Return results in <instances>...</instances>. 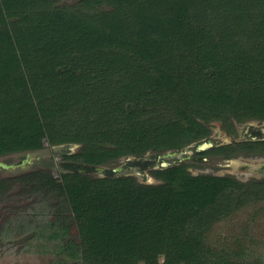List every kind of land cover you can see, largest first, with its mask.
I'll return each mask as SVG.
<instances>
[{"label": "trees", "instance_id": "trees-1", "mask_svg": "<svg viewBox=\"0 0 264 264\" xmlns=\"http://www.w3.org/2000/svg\"><path fill=\"white\" fill-rule=\"evenodd\" d=\"M232 119L264 121V0H0V158L68 156L56 175L0 177V200L11 179L35 196L6 234L28 231L45 264H264V176L173 163L149 171L148 198L132 175L80 172L145 165ZM243 151L264 155V139L209 150Z\"/></svg>", "mask_w": 264, "mask_h": 264}, {"label": "rangeland", "instance_id": "rangeland-1", "mask_svg": "<svg viewBox=\"0 0 264 264\" xmlns=\"http://www.w3.org/2000/svg\"><path fill=\"white\" fill-rule=\"evenodd\" d=\"M60 4H66V3H73L75 0H56ZM230 123L229 126L224 125L220 120H215L211 122V131L214 133L216 130L219 132V135L223 139H229V134L232 133L231 130L235 133V137L242 133L244 129L248 127L250 128L249 123H255L256 127H262L259 122L256 120H249V121H243L239 122L236 121V119H232L228 121ZM235 124V125H234ZM249 125V126H248ZM225 128V129H224ZM229 130L227 133L224 131ZM264 132V126L262 127ZM222 133V134H221ZM77 147V146H76ZM76 148H73L75 150ZM35 155V160L27 166L28 169L33 168L35 166H41L43 164L49 165V167H52V173L54 175L58 174L55 166V161L61 160L66 161L68 160V156L64 157L61 152L59 154H53L51 150L49 149L48 145H44L43 148L32 151ZM246 154V153H245ZM23 157L22 155H15L10 156L8 159H16L17 162L20 161V158ZM55 158V159H54ZM55 160V161H53ZM15 161V160H14ZM123 159L122 158H111V159H105L101 163L96 164L95 166H107L108 168H119L123 166ZM184 162H187L189 165V168L192 172H210V173H229L231 175H236L239 179H248L251 178V176H260L264 173V156L258 155V154H246L243 153L237 154L235 156H232L231 158L224 159L220 157H213L210 160L207 161H201V162H194L190 159H184ZM54 167V168H53ZM26 168V169H27ZM155 168V167H154ZM20 169V168H19ZM19 169L16 170H6V169H0V177L5 176H15L17 172H19ZM27 169V170H28ZM157 169V168H155ZM25 170V169H24ZM150 171V170H149ZM148 169L144 167V165H131L130 167L126 168L123 173L132 175L135 177L136 181V188L137 190L145 191L149 190V193H147L145 196L150 197L153 191L149 188L152 185L150 184L149 179L150 173ZM82 175L88 174L89 176H98L100 175V170H92L87 171L84 169H81L80 171ZM99 173V174H98ZM104 176H106L104 174ZM152 176V175H151ZM151 179V182L153 183H159V180L154 176ZM12 181L7 183L9 185V189L6 190V192L2 196V200H0V264H45L48 261H52L55 257L52 253H49L48 251H43L40 248L37 247V240L36 238H33L29 236L28 231H21L17 234H6V229L9 228L7 225L11 224V228H14L16 225L12 224L15 223L12 217V213L16 212V214L22 215L19 216L18 220L23 218H29L30 213L25 209L26 205H30V202L34 200L35 196H31L29 193H25L24 191L20 190V185H17L18 181L15 179H11ZM148 180V181H147ZM144 183V184H143ZM154 187V186H153ZM159 193V192H158ZM29 194V195H28ZM17 203V204H16ZM23 204V205H22ZM16 205L19 206V208L16 209ZM8 221H4L2 224L1 222L5 218V216H8ZM246 215V211H241L238 214L237 222H234L235 224H239L241 220L244 219ZM4 217V218H3ZM34 217V216H33ZM11 218V219H10ZM39 219V217H38ZM11 220V222H9ZM25 220V219H24ZM264 223V222H263ZM229 225H232V221L227 225L223 223V232L229 230ZM264 257V253H263Z\"/></svg>", "mask_w": 264, "mask_h": 264}, {"label": "flooded vegetation", "instance_id": "flooded-vegetation-1", "mask_svg": "<svg viewBox=\"0 0 264 264\" xmlns=\"http://www.w3.org/2000/svg\"><path fill=\"white\" fill-rule=\"evenodd\" d=\"M246 121H249V120H245V122ZM256 121H258V120H256ZM240 122H243V121H240ZM258 122H259L258 124H260V126H262V127L264 126V121H258ZM246 123H249L250 126L249 125L248 126L250 128L248 129V127H247L246 129H244L243 130L244 133L238 135V137L237 136L235 137V135H234L235 133L233 132L234 131L233 130V131H231L232 133L229 134V139H223L219 135H217V134H219V132L217 130H216L215 133L213 131H211V125H210V131L203 138H201L199 140H196V141H193L192 143L186 145L185 147H183L181 149L165 150V151L156 152L154 154L153 153L151 154L150 152H147V153L143 154V158L141 159V161L143 163L146 162L144 167L147 168L148 171H149V170H152V169H155V168H161V167L173 164V163L184 162L183 161L184 159H190V160H193L194 162L198 163V162H201V161L210 160L211 158H213L215 156L216 157H220V158H224V159H228V158H231L232 156H235V155L240 154V153H243L244 155H246V154L262 155V154H259L258 152H255V151L254 152H248V151L244 152L243 151V152L232 154L230 156H225L222 153H216V152H214V153L211 152L210 153L209 152V150H213L214 148H217L219 146H223V145H225L227 143H233V142H236V141H243V140H246V139H251V140L252 139H255V140L256 139H264V132H263L262 127H256L254 122L253 123L246 122ZM228 131L229 130L224 131V132L227 133ZM205 142L208 143L206 146L201 147V148L198 147V145L200 143H205ZM76 146L77 145H74V143H68V144H63V145H57V146H55L53 148H58V147L61 148V147H63V148L68 149V153H71V152L74 151L73 148H76ZM172 151H175V154L170 155L169 152H172ZM26 153L27 152H25L23 157L20 158V161L26 156ZM15 155H19V154L18 153H14L11 156H15ZM262 156H264V155H262ZM0 159L4 160L5 158L4 159L0 158ZM122 159H123V161H122L123 162L122 163L123 166L119 167L118 169L115 168L114 169L115 171L123 172L126 168L130 167L131 165L139 164V163H136V161H135V160H138L136 157H122ZM11 162H17V160L16 159H12ZM57 162L60 165L63 163V161H61V160H59ZM162 163H166V164L164 165ZM26 168L27 167L20 168V169L18 168V169L19 170H24ZM188 168H189V165H188ZM94 169L96 171L100 170L101 172L105 173V171H107V169H109V168L107 166H103L101 168L94 167ZM215 174H223V173H215ZM224 174H227V173H224ZM234 176H236V175H234ZM262 176H264V173L262 175H260V176L253 175V176H251V178H260ZM150 177L151 178L149 179V181H151V179L153 178L151 175H150ZM251 178H248V179H239L238 178V179L243 181V182H246V181H248Z\"/></svg>", "mask_w": 264, "mask_h": 264}, {"label": "water", "instance_id": "water-1", "mask_svg": "<svg viewBox=\"0 0 264 264\" xmlns=\"http://www.w3.org/2000/svg\"><path fill=\"white\" fill-rule=\"evenodd\" d=\"M208 143H200L198 145L199 148L206 146ZM32 151H27L26 156L20 161V162H6L2 159H0V169H6V170H16L18 168H24L27 167L29 164H31L35 160V155ZM170 155L175 154V151L169 152ZM166 164V163H162ZM96 168H99L96 166Z\"/></svg>", "mask_w": 264, "mask_h": 264}, {"label": "bare ground", "instance_id": "bare-ground-1", "mask_svg": "<svg viewBox=\"0 0 264 264\" xmlns=\"http://www.w3.org/2000/svg\"><path fill=\"white\" fill-rule=\"evenodd\" d=\"M98 167V166H97ZM99 168H101V167H99Z\"/></svg>", "mask_w": 264, "mask_h": 264}]
</instances>
